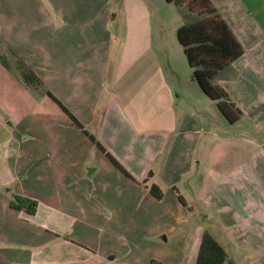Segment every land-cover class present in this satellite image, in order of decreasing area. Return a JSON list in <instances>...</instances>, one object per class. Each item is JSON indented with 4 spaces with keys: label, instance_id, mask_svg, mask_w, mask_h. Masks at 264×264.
<instances>
[{
    "label": "crops",
    "instance_id": "1",
    "mask_svg": "<svg viewBox=\"0 0 264 264\" xmlns=\"http://www.w3.org/2000/svg\"><path fill=\"white\" fill-rule=\"evenodd\" d=\"M211 1L243 47L215 80L234 123L154 41L155 0H0L6 55L43 83L0 62V264H195L209 228L223 264H264V0ZM145 225L161 235L132 238Z\"/></svg>",
    "mask_w": 264,
    "mask_h": 264
},
{
    "label": "trees",
    "instance_id": "2",
    "mask_svg": "<svg viewBox=\"0 0 264 264\" xmlns=\"http://www.w3.org/2000/svg\"><path fill=\"white\" fill-rule=\"evenodd\" d=\"M165 1L177 6L186 5L190 12L198 15V18L183 23L177 28L176 38L183 48L188 65L192 68V79L210 100L215 101L219 112L228 123L238 121L242 114L241 110L230 99L227 91L215 80L219 70L230 65L243 53L242 45L211 0ZM11 55L12 60H9L6 54L0 55L1 64L8 69L17 70L26 86L42 90L43 83L34 71L22 58L13 52ZM44 93L56 101L72 121L106 154L107 158L128 175L119 162L103 148L92 134L83 128L73 114L49 90H44ZM148 189L156 199H160L163 195L162 189L155 183L150 184ZM178 198L183 204L185 203L181 195ZM36 205V200L17 194L10 201L11 207L24 209L28 213H34ZM226 257L224 248L205 230L201 237L195 264H223Z\"/></svg>",
    "mask_w": 264,
    "mask_h": 264
},
{
    "label": "rangeland",
    "instance_id": "3",
    "mask_svg": "<svg viewBox=\"0 0 264 264\" xmlns=\"http://www.w3.org/2000/svg\"><path fill=\"white\" fill-rule=\"evenodd\" d=\"M165 1L163 0V5L160 7L159 4L156 3L155 0V21H154V41L155 39H158L160 34L165 37V39L171 44V49L173 53H178V57L182 55V46L178 42L176 38V34L174 29H176L177 26H179L181 23H186L189 21H192L196 18H198V15L194 12H190L186 5L183 6H177L174 3H164ZM159 27L163 30L162 33L158 31ZM177 51V52H176ZM8 54V51L3 44L0 42V55ZM10 56V55H9ZM10 60H12V57H8ZM182 60L184 63L182 65L177 64L173 69L174 71L177 72L178 75H185V69L190 68V66L187 63V60L185 59V55L183 53L182 55ZM184 66V67H183ZM204 94V93H203ZM209 100V99H208ZM210 102V101H207ZM209 104V110H217L218 116H222V114L218 111L216 104L214 101ZM221 118V117H220ZM224 122L226 123V119L222 117ZM211 216H213L214 211L211 209L209 211ZM214 223H216L215 219L212 220ZM187 228V226H186ZM184 228V229H186ZM182 229V228H177ZM129 231L131 234L134 236L132 238H157L161 234H156L157 236L155 237L156 229L154 226L150 225H145L143 227L137 226L134 228H129ZM212 228L208 229V232L212 233ZM178 232V231H177ZM130 238V236H129ZM218 239V238H217Z\"/></svg>",
    "mask_w": 264,
    "mask_h": 264
}]
</instances>
